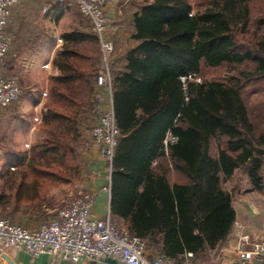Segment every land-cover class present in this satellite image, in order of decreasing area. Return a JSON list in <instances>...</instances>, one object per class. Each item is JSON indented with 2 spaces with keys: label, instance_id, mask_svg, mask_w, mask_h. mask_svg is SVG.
Returning a JSON list of instances; mask_svg holds the SVG:
<instances>
[{
  "label": "trees",
  "instance_id": "1",
  "mask_svg": "<svg viewBox=\"0 0 264 264\" xmlns=\"http://www.w3.org/2000/svg\"><path fill=\"white\" fill-rule=\"evenodd\" d=\"M204 3L195 14L190 0L144 4L134 18L140 44L129 52L127 71L114 78L121 135L113 211L128 218L132 234L144 239L159 232V253L177 264L187 252L196 254L192 264H210L220 255L236 221L233 194L223 182L237 168L264 190V98L252 101L247 90L264 76V0L197 5ZM101 55L94 33L64 35L54 59L61 75L50 79L39 125L45 139L3 166L0 216L23 225L25 214H41L52 188L81 173L84 130L102 111L95 87ZM208 71L218 75L182 80ZM169 133L174 142L167 141Z\"/></svg>",
  "mask_w": 264,
  "mask_h": 264
},
{
  "label": "crops",
  "instance_id": "2",
  "mask_svg": "<svg viewBox=\"0 0 264 264\" xmlns=\"http://www.w3.org/2000/svg\"><path fill=\"white\" fill-rule=\"evenodd\" d=\"M152 1L109 0L107 3L108 35L115 43V52L112 55L113 82L117 74L127 71L129 52L140 44V41L134 37L135 14L144 4ZM67 7L69 9L63 8L55 0H23L12 9L7 25L10 44L2 72L5 77L17 79L21 87V94L19 99L9 107L0 108V178L3 175V166L7 162L18 158L21 154L30 152L32 147L45 139L39 125L46 111L45 103L49 94L50 79L61 75V71L54 64V59L62 50L64 35L74 30L92 32L89 20L79 11L78 7L75 5ZM95 87L96 98L100 100L101 108L104 110L110 102L109 94L105 89L97 86V81ZM37 118H40V121ZM156 128L159 132V122H157ZM88 143L91 145L89 150H91L92 156H97V163L90 169L88 176L85 175L84 181V186L95 192L96 195L94 212L96 216L105 218L110 211L114 224L118 228L121 227L120 229L129 231L128 218L113 211L112 191L109 193L101 190L108 175L107 164L91 137ZM213 143L210 146V153L215 155L219 149ZM229 181L234 188H237L235 193L231 191L232 194H236H233L236 221H239L247 232L264 235V190H259L254 186L245 168H237L232 177L227 180V182ZM142 189L143 184L140 185L139 190ZM54 192V190L51 191L48 198L51 201L56 199ZM60 210L56 206L54 208L45 205L42 207L41 214L37 211L25 214L23 225L37 228L44 221L58 218ZM43 217L46 219L42 220ZM234 231L235 224L218 256L219 264H228L235 255ZM144 239L149 258L161 255L159 253L161 245L159 244V232L150 231L146 233ZM3 250L15 264H73L48 254L33 257L24 248L11 247ZM97 262L84 257L78 264H97ZM0 264H9L1 254Z\"/></svg>",
  "mask_w": 264,
  "mask_h": 264
},
{
  "label": "built area",
  "instance_id": "3",
  "mask_svg": "<svg viewBox=\"0 0 264 264\" xmlns=\"http://www.w3.org/2000/svg\"><path fill=\"white\" fill-rule=\"evenodd\" d=\"M23 0H0V108H7L17 101L21 87L16 78L3 75L2 68L10 44L7 25L10 21L13 7ZM109 0H55L63 8L71 5L89 20L91 31L98 37L102 49V64L97 76V86L105 89L110 102L100 114L97 123L90 130V137L107 164L108 175L101 190L111 192L112 172L116 148L121 130L117 123L113 91L112 55L115 43L108 35V20L106 7ZM191 79L202 80L196 74L183 76L185 82ZM40 121V118H37ZM176 137L169 133L167 141L174 142ZM96 195L92 190L82 187L76 192L74 200L59 212V217L47 220L37 228L11 222L0 216V249L24 248L31 256L39 257L48 254L60 257L65 261L78 264L87 257L95 261H103L113 257L118 264H177L165 255L149 258L146 253L144 239L129 231L118 228L109 211L105 218L96 216L94 210ZM234 257L228 264H264V235H256L243 229L239 221H235ZM196 254L187 252L183 264H192ZM219 258L211 260L210 264H219Z\"/></svg>",
  "mask_w": 264,
  "mask_h": 264
},
{
  "label": "rangeland",
  "instance_id": "4",
  "mask_svg": "<svg viewBox=\"0 0 264 264\" xmlns=\"http://www.w3.org/2000/svg\"><path fill=\"white\" fill-rule=\"evenodd\" d=\"M190 1L193 5V11H192L193 14H195L199 9H204L207 6V4L204 3L203 5H201V7H198L197 3H199V0H190ZM66 9H69V7H66ZM216 74L217 73H215V72L208 71V72H206L205 76L199 75L198 78L203 80L205 77L211 78V77H214ZM222 74L225 77H228L231 75L228 71H225ZM254 87H258L261 90H259L258 92L252 91L254 89ZM247 90H249V91L251 90V92H252V95H251L252 101L260 99V98H264V76L259 77L256 80L252 79L247 84ZM101 110L103 111V109H101ZM102 111H100V114L102 113ZM89 139H90V131L86 129V130H84V140H83V145L81 147V151H80V155H79L80 164L82 167L81 173L79 175H77V177L72 182L52 188L48 194V197L44 201L43 206H45V205H46V207L53 206L54 208L56 206V208L62 209L65 206L69 205L74 200L76 192L78 191V189H80L82 187H86V186H84V181H85V177H86L85 175L88 176L90 169L92 167H94L95 164L97 163V156H92L91 150H89L91 148V145H89V143H88ZM86 147H88V148H86ZM85 149H86V151H85ZM22 155L23 154L19 155V157ZM102 158H103V156H102ZM240 177H243V176L240 175ZM241 184L243 185L244 183H241ZM223 186L227 190L233 191L234 193L236 192L235 190L237 188L236 187L234 188L232 186L231 181H229V182L224 181ZM57 188L58 189L60 188L61 190H58ZM1 189H2V182L0 180V192H1ZM55 189H57V190H55ZM53 190L55 191L54 195L56 196V199H52V201H51L48 198L50 197L51 191H53ZM8 192H10V191L8 190ZM10 193L15 195L16 190L11 191ZM234 195H236V194H234ZM43 219H46V218L43 217L42 220ZM118 225L120 226V224H118Z\"/></svg>",
  "mask_w": 264,
  "mask_h": 264
},
{
  "label": "water",
  "instance_id": "5",
  "mask_svg": "<svg viewBox=\"0 0 264 264\" xmlns=\"http://www.w3.org/2000/svg\"><path fill=\"white\" fill-rule=\"evenodd\" d=\"M0 254L8 261L9 264H15L13 259L3 250L0 249ZM97 264H118V260L113 257H106L103 261H98Z\"/></svg>",
  "mask_w": 264,
  "mask_h": 264
}]
</instances>
